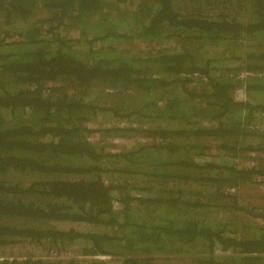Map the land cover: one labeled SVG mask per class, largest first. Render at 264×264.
Segmentation results:
<instances>
[{
    "label": "trees",
    "instance_id": "trees-1",
    "mask_svg": "<svg viewBox=\"0 0 264 264\" xmlns=\"http://www.w3.org/2000/svg\"><path fill=\"white\" fill-rule=\"evenodd\" d=\"M263 122L264 0H0V264H264Z\"/></svg>",
    "mask_w": 264,
    "mask_h": 264
},
{
    "label": "rangeland",
    "instance_id": "rangeland-1",
    "mask_svg": "<svg viewBox=\"0 0 264 264\" xmlns=\"http://www.w3.org/2000/svg\"><path fill=\"white\" fill-rule=\"evenodd\" d=\"M150 45H148L147 43L146 44H142V45H137V44H134V48L136 49H140L142 52L143 51H148L150 48H155L157 44H154V43H149ZM164 49H166V46H164ZM105 122L108 123V125H111L113 124L114 122L113 121H107L105 119ZM127 146H132V145H129L127 144ZM233 190L234 192H236L237 189H231ZM237 192H239L241 194V199L246 201V202H251V203H254V204H257V205H262L264 204V202L261 200V197L264 198V184H259V185H256V187H245V188H240L239 190H237ZM6 222L8 223L9 220H6ZM80 253L76 250H68V252L66 253H63L62 254V258H67V257H70V256H73V255H79ZM86 258H92V256H86ZM105 259H108V260H116L117 261V258L116 257H111V256H107L105 257ZM183 260H179L178 258H172L171 261L169 262H182ZM185 262L186 264H194L193 261L188 257L185 258ZM198 264V263H197Z\"/></svg>",
    "mask_w": 264,
    "mask_h": 264
},
{
    "label": "built area",
    "instance_id": "built-area-1",
    "mask_svg": "<svg viewBox=\"0 0 264 264\" xmlns=\"http://www.w3.org/2000/svg\"><path fill=\"white\" fill-rule=\"evenodd\" d=\"M248 75H249V73H243L241 76L242 77H246ZM234 98H235L236 101H239V102H244V101H246L248 99V94H247V90H246V86L245 85H241V86H239V87H237L235 89V91H234ZM113 122L114 123L111 124V125H116L117 124V122H115V121H113ZM103 125L110 126V125H108V123H104ZM261 128L264 129V127H261ZM105 257H107V256H99L97 258H105Z\"/></svg>",
    "mask_w": 264,
    "mask_h": 264
},
{
    "label": "clouds",
    "instance_id": "clouds-1",
    "mask_svg": "<svg viewBox=\"0 0 264 264\" xmlns=\"http://www.w3.org/2000/svg\"><path fill=\"white\" fill-rule=\"evenodd\" d=\"M235 99V98H234ZM247 100H249V97H248V99ZM246 100V101H247ZM237 102H239V101H237ZM245 102V101H244ZM116 205V204H115ZM116 206H118L119 207V205H116ZM99 256H107V255H98L97 257H99ZM96 256H92V258H97ZM97 259H103V260H105V258H97Z\"/></svg>",
    "mask_w": 264,
    "mask_h": 264
}]
</instances>
